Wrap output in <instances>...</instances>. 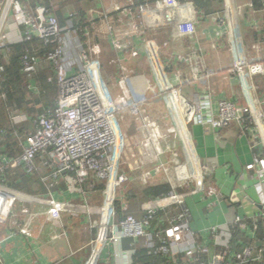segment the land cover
<instances>
[{"label": "built area", "instance_id": "1", "mask_svg": "<svg viewBox=\"0 0 264 264\" xmlns=\"http://www.w3.org/2000/svg\"><path fill=\"white\" fill-rule=\"evenodd\" d=\"M55 2L58 0H49ZM111 1V0H110ZM113 1V0H112ZM227 4L231 0H225ZM197 21V11L190 0H121L114 2L112 7L95 9L89 13V20L85 28L87 31L98 33L109 29L115 36L111 39V45L118 49L120 36L133 34L140 37L145 30L160 27H172L180 36L193 35ZM115 26L112 29V26ZM96 33V34H97ZM39 39L45 46L54 48L46 55L44 61L53 68L57 81V100L55 107L47 110L39 117L32 120V133L27 136L22 145L20 155L15 158H7L0 149V175L11 170L21 169L27 174L38 170L37 161L42 166L53 168V173L43 177L57 180L63 173L73 172L74 176L66 178L72 190L80 193L85 206L82 211L91 214L93 208L87 204L89 191H93L102 183H106L103 206L99 209L100 223L96 224L88 218L86 229L99 226V234L91 241V256L85 264H133L134 249H124V239H144L147 246H151V235L148 229L153 222H158L159 214L162 216L161 224L165 228L157 235L162 246L160 250L169 255L173 261L179 259L183 264H250L259 262L264 264V243L260 246H248L242 250L233 246V235L230 227H212L205 234L193 232L187 221L185 201L171 182L172 191L165 197L150 200L142 206L144 216L137 220L132 215H127L120 222H116L115 203L117 192L123 190V186L129 181L123 164L137 166L141 156L153 159V173H165L168 170L162 158L167 152L163 146L165 139L172 135L179 136L183 143L189 142V134L186 125L193 119L204 124L210 123L214 128L237 125L242 128L246 125L245 115L253 118L247 127L264 126V97L256 99L250 84L252 76L264 73V65L241 59L239 47H236V63L230 72L237 73L243 85L248 88L251 105L243 107L232 100H220L217 103L218 118L210 115L205 121L202 117L211 108L206 96L205 102H197L196 106H190L183 99L179 89L167 78L165 67L171 62L161 60L159 48L151 41H145L144 46L150 55L152 70L157 85L162 90L167 108L173 114L174 123L176 116H180L184 122L186 137L177 126H170L167 131L161 130L159 125L144 114L143 107L146 98L143 95L132 96L128 87V72L121 68L116 78L118 94L112 95L99 73V63L91 60L88 51L83 48L74 32L64 33L59 21L45 6H37L33 15L26 12L25 6L19 0H0V50L8 46L22 42H31ZM90 51L93 55L100 54L99 45L92 44ZM26 52L21 56L22 70L28 78L37 71L40 59ZM136 56V53H132ZM0 67V78L3 73ZM30 91H35L33 84H28ZM174 101V106L172 102ZM192 107L193 112L187 116L185 113ZM203 111V113H202ZM127 114L139 123L142 129L143 140L138 153L127 152V138L120 128L119 115ZM9 119L12 127L28 121L26 115L17 111H9ZM188 119V120H187ZM253 124V126H252ZM256 125V126H255ZM264 129V127H263ZM4 134L3 131H0ZM251 141V150H255L257 156L253 163L246 165L247 171H253L264 189V156L259 148L257 136ZM264 144V134H263ZM152 150V154L148 152ZM128 153H126V152ZM191 167L185 164L176 167L177 179L182 186L189 180L194 182L196 191L204 190V179L196 176V170L200 173L199 160L192 150H188ZM48 158V160H45ZM130 167L129 169H133ZM184 171H181L183 170ZM184 172V173H183ZM150 172L143 174L141 181L146 183ZM52 187L50 184L47 191ZM215 189L209 188L208 197L217 196ZM27 200L31 207L23 212L27 218L23 225L17 229L21 235L32 236L31 222L38 218L48 219L53 239L66 238L62 213L70 209V205L48 197H33L13 190L0 183V226H5L12 218L14 205L19 200ZM123 201V197H119ZM126 210L125 207H123ZM264 220V206L262 211L251 219L236 217L234 224L245 231L244 221H251L256 229V223ZM12 221V220H11ZM15 225L10 222L9 229ZM12 235V233L10 234ZM8 235V236H10ZM11 238V237H7ZM207 238L212 244V250L208 244L201 240ZM54 240V241H56ZM1 243V240H0ZM112 247L113 261L102 259L105 248ZM202 255H209L210 261L200 260ZM0 264H3L0 257Z\"/></svg>", "mask_w": 264, "mask_h": 264}, {"label": "crops", "instance_id": "2", "mask_svg": "<svg viewBox=\"0 0 264 264\" xmlns=\"http://www.w3.org/2000/svg\"><path fill=\"white\" fill-rule=\"evenodd\" d=\"M114 2H121V0H96L87 11L86 24L91 11L100 8L109 10ZM67 13V15H71L69 11ZM263 15H259L263 19L261 22L258 20V13L253 11L249 0H231L229 4L223 0L222 11L216 19L205 17L198 21L197 18L193 35L180 36L173 31L172 27L147 29L143 33L144 36H151L153 32L158 31V33H155V36L159 38L158 42L152 38H139L129 34L120 36L121 38L118 41L120 48L116 49L111 45V39L115 36L109 29L92 34L85 28V47L88 51L92 44L100 46L101 52L97 56L110 69L114 82L111 79L106 81L103 78L101 79L108 89V83L112 82L110 85L113 84L112 88L115 94L109 89L112 95L116 96L118 94L116 78L121 68H124L128 75H134L137 78L135 84L139 89L137 95H143L146 98V104L143 107L144 114H147L157 124L159 121L164 122L167 120L169 124L165 129H162L158 124L161 130L167 131L170 126H175L176 123H174L173 114L166 106L165 99H162V90L156 84L150 55L146 51L144 42L151 41L158 48L159 43H161L166 48V55L163 57L159 55V57L161 60H171L170 67L167 66L172 72L168 77L165 71L167 78L174 84L175 88L179 89L181 96L190 106H196L199 101L205 102L204 99L206 100L207 96L211 108L208 113L202 111V117L205 121L210 115H214L217 119V103L220 100H232L240 103L243 107L251 105L250 95L246 92L248 88L243 85L237 73L233 74L230 71L234 69L236 63V47H239L241 59L260 62L264 65ZM114 27L113 25L112 29ZM244 35L252 40L248 54L244 48ZM132 53H136V56H133ZM174 70L175 73H173ZM184 75L188 77L183 79ZM254 77L262 78L261 85H256ZM250 84L256 99L264 97V73L252 76ZM132 87L136 88L134 85ZM262 110L261 113L264 114V107ZM245 116L246 125L242 128L235 124L214 128L208 122L202 124L198 122V119H193L192 122L186 125L190 136L189 142L184 144L181 138L176 135L170 137L169 140L172 139V142L165 139L163 146L167 147V152L162 161L166 164L168 175L153 173L154 164L151 157L141 156L137 166H128L124 163L122 168L125 169L128 179H140L141 181V179H145L143 174L150 172L151 176L148 179H160V181L167 182L170 186L172 182L177 188L180 186L177 179L180 178L176 174V167L182 164L191 167L188 150H192L199 160V175L204 179V183L208 179L209 183L214 185L210 188L215 189L218 195L208 197L209 187L206 192L204 188L202 192L198 191L193 196L192 194L182 195L179 193L185 201L186 216L190 229L203 235L212 227H231L236 217L241 219L254 218L263 209L264 189L256 174L253 171H247L245 167L252 164L253 158L257 156L256 151L251 150V141L255 139L253 135L257 136L259 148L263 150L262 155L264 156V144L262 143L264 126L262 127L260 124V129L258 127H247L248 122L253 118L249 115ZM133 130L134 140L131 131L128 132L129 134H125L127 138L126 150L127 152L138 153L143 140V133L141 127ZM148 154H152V150ZM130 167L134 168L129 169ZM41 180L46 185L52 182V179ZM148 181L146 183L141 181V183L147 184ZM186 183L183 184V187ZM66 184L68 183L66 182ZM70 186L67 191H54L50 188L44 194L45 198L51 195L55 200L71 207L62 213L66 231V245L59 248H66V252H63L65 254H61L60 249L59 254L61 255L55 253V251L59 252L57 249L51 251L53 255L50 257L47 250H44L46 249L45 246L55 249L58 240H60L52 238L49 222L46 218H38L31 222L33 226L31 228L32 236L21 235L17 232V229L27 219L23 212L31 207L29 201L21 199L17 201V204H20L18 211L13 210L12 213L11 220L15 223L13 228L9 229V225L8 227H0V257L3 264L86 263L91 254V248L88 246H92L91 241L97 237L99 226L86 229L85 225L88 218L92 219L96 226L100 223L101 216L98 211L103 206L104 192L107 187L106 183H102L94 190L95 192L89 191L86 199L87 204L89 200L99 203L95 206L88 204L89 207L93 208V212L89 214L81 209L83 205L85 206L83 197L80 193L72 190ZM195 190L197 189L195 188ZM123 193V190L117 193V200L120 196L123 197ZM146 203L141 205V210ZM11 220L10 222H12ZM11 233L12 235H10ZM88 237L90 240L88 245L86 244L84 254L78 255L83 249V242ZM112 251V247L105 248L102 259L105 261L108 259L112 262Z\"/></svg>", "mask_w": 264, "mask_h": 264}, {"label": "trees", "instance_id": "3", "mask_svg": "<svg viewBox=\"0 0 264 264\" xmlns=\"http://www.w3.org/2000/svg\"><path fill=\"white\" fill-rule=\"evenodd\" d=\"M19 1L25 6L26 12L30 15L34 14L37 6H45L56 16L61 30L64 33L68 31L74 32L83 48L86 49L84 30L87 11L96 0H60L57 2L55 1V3L49 0ZM149 1L153 3L156 0ZM178 1L181 2L183 0ZM190 1L197 11L198 21L205 17L216 19L217 15L222 11L223 0ZM249 2L252 5L253 11L258 13V20L262 22L263 19L259 17V15L264 14V0H249ZM67 11L71 13L70 16L67 15ZM155 33H158V31L153 32L151 36H144L142 34L140 37L152 38L158 42L159 38L155 36ZM53 48V46H45L41 40L35 38L31 42H22L0 50V67L4 69L0 78V131L4 132V134L0 133V149L9 159L20 155L23 143L27 136L33 131L31 124L32 120L39 117L45 111L55 107L58 96L56 75L50 64L44 61L46 55ZM26 52H34L35 54H33L41 60L36 73L31 78L25 75L21 66V56ZM105 53L106 50L104 51V55ZM168 66L170 67V64ZM168 66L165 67V71L171 73L172 70H170ZM104 67V73H100L101 78L105 81L111 79L114 82L110 69L105 65ZM187 77L188 76L184 75L183 79ZM111 83L110 81L108 86L113 93L114 89L112 88L113 84L110 85ZM28 84L35 85L36 90L30 91L28 89ZM162 99L164 100V95H162ZM9 111H17L26 115L28 121L12 127L9 119ZM119 118L122 126L124 121L126 122V126L128 121H134V119L126 113L119 115ZM168 124L167 120L164 122L159 121V125L162 129H165ZM124 128L125 126H123V129ZM170 137H168V140ZM169 141L172 142V139ZM45 160H48V158ZM37 164L38 170L31 174L17 169L0 175V183L20 193L33 197H44V194L47 192V187L50 184H52L51 188L54 191H67L69 185L66 184V178L74 176L73 172L68 171L63 173L56 181L50 178L52 182L46 185L41 179L52 174L53 168L42 166L39 160ZM181 171H184V169ZM194 174L197 176L196 172ZM175 190L182 195L184 194L183 185L175 188ZM171 191V186L167 182L160 181V179H151L147 184L141 183L140 179H129L123 186V201L118 199L115 203L116 222H120L127 215H132L137 220H140L144 216L140 208L143 203L165 197ZM18 205L20 207V204ZM123 207H125L126 210H124ZM162 216L164 218V215L159 214L157 217L159 221L153 222L152 226L147 230L151 235V246L145 244V238L138 240L124 239L122 241V247L124 249H134V254L132 256L133 264H183L179 259L182 256L181 254L173 261L169 255L160 250L162 243L157 235L165 228L164 224H161L162 221H160ZM244 224L246 226L245 231L239 229L237 224H233L230 227L233 235L232 242L235 249L242 250L248 246H260L264 243V220L257 221L256 229H254V225L251 221H244ZM201 241L208 244L210 250H212V244L207 238ZM200 260L208 263L210 261V256L202 255ZM250 264L261 263L253 262Z\"/></svg>", "mask_w": 264, "mask_h": 264}, {"label": "rangeland", "instance_id": "4", "mask_svg": "<svg viewBox=\"0 0 264 264\" xmlns=\"http://www.w3.org/2000/svg\"><path fill=\"white\" fill-rule=\"evenodd\" d=\"M243 43H244V48H245V51H246V53L248 54L249 53V51H250V43H252V40L250 39L249 40V38L248 37H245V35L243 36ZM159 55L160 56H165L166 55V52H167V50H166V48L165 47H163V45L161 44V43H159ZM88 56L90 57V59L91 60H96V61H98V63H100L99 64V73H104V71H105V67H104V62L103 61H101V59H100V57H98V56H95V55H93L92 53H91V51H90V49H88ZM229 71V70H228ZM173 73H175V70L173 71ZM167 75H168V77H170L169 75H171V73H167ZM130 76V77H129ZM198 81H200V79H198ZM261 81H262V78L261 77H254V82L256 83V85H261ZM136 82H137V78L134 76V75H128V87L130 88V91H131V94H132V96H135V95H137L138 93H139V89H138V87L135 85L136 84ZM135 86L136 88H133L132 86ZM124 124H123V126H125V128L123 129V126L121 125V122H120V128H121V130H122V132L124 133V134H126V133H130V131H131V133H133L132 134V139L134 138V130L133 129H136L138 126H139V123L137 122V121H128L127 122V126H126V122L124 121L123 122ZM159 124V123H158ZM134 125V126H133ZM134 140V139H133ZM134 143V142H133ZM138 144V143H137ZM205 184V186H204V188H205V192L207 191V188L209 187H214V185L213 184H211V183H209V180L208 179H206V183H204ZM208 188V189H209ZM197 191L195 190V188H194V184H193V182L192 181H189V182H187L186 183V185L184 186V194H192V196L194 195V193H196ZM117 193H119V191L117 192ZM88 204L89 205H97V204H99V203H97V202H93V201H88ZM18 209H19V205L18 204H15L14 205V208H13V210L14 211H18ZM10 224V219H9V221H8V224H6L4 227H8V225ZM1 227V226H0ZM99 229H98V234H99ZM89 240H90V238L88 237V238H86V240L83 242V249L78 253V255H80V254H84V249L86 248V246L88 245V243H89ZM87 244V245H86ZM63 245H66V241H65V238H61L60 240H58V242H57V245H56V248L55 249H50V248H48V247H46L45 246V248L46 249H44V250H47V253H48V255H50V257L53 255L52 254V252L51 251H54V250H61L62 251V253L61 254H65V253H63V252H66V248H59V247H61V246H63ZM89 248H91V251L93 250L92 249V247L93 246H88ZM87 249L88 251L90 250V249ZM59 250V252H57V251H55V253H60L61 251ZM61 254H59V255H61ZM90 256H91V254H90ZM89 259V258H88Z\"/></svg>", "mask_w": 264, "mask_h": 264}, {"label": "bare ground", "instance_id": "5", "mask_svg": "<svg viewBox=\"0 0 264 264\" xmlns=\"http://www.w3.org/2000/svg\"><path fill=\"white\" fill-rule=\"evenodd\" d=\"M174 105L175 104H174V101H173L172 102V106H174ZM192 112H193V109H192V107L189 106V108H188V110L186 111L185 114L187 116L188 115L190 116ZM176 123H177V126L179 127V130H181V131L184 130V122H183V120H181L180 116H176ZM182 133H183V136L186 137V132L182 131ZM196 173H197V176H199V171L198 170H196Z\"/></svg>", "mask_w": 264, "mask_h": 264}]
</instances>
